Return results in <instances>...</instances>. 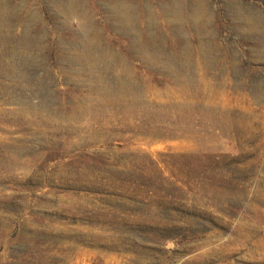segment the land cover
<instances>
[{
    "label": "rangeland",
    "instance_id": "374dc122",
    "mask_svg": "<svg viewBox=\"0 0 264 264\" xmlns=\"http://www.w3.org/2000/svg\"><path fill=\"white\" fill-rule=\"evenodd\" d=\"M0 264H264V0H0Z\"/></svg>",
    "mask_w": 264,
    "mask_h": 264
}]
</instances>
